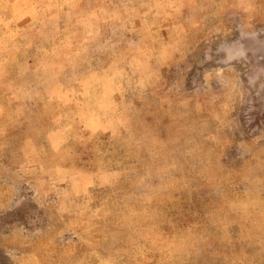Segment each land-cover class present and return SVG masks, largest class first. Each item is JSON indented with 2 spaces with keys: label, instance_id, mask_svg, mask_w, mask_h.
Listing matches in <instances>:
<instances>
[{
  "label": "rangeland",
  "instance_id": "374dc122",
  "mask_svg": "<svg viewBox=\"0 0 264 264\" xmlns=\"http://www.w3.org/2000/svg\"><path fill=\"white\" fill-rule=\"evenodd\" d=\"M246 5L0 0V264H264Z\"/></svg>",
  "mask_w": 264,
  "mask_h": 264
},
{
  "label": "crops",
  "instance_id": "0c3cea01",
  "mask_svg": "<svg viewBox=\"0 0 264 264\" xmlns=\"http://www.w3.org/2000/svg\"><path fill=\"white\" fill-rule=\"evenodd\" d=\"M238 2H239V5H240V7H242L243 6V8H241V10L242 11H245L246 9L245 8H247L246 6V4H249V5H256V6H258V7H256L257 9H259L260 8V5H264V0H238ZM260 10V9H259ZM258 15V14H257ZM250 18V17H249ZM248 18V19H249ZM259 23H264V21L263 22H259ZM259 23H255V26H256V28H258L259 27ZM258 32H260V31H258ZM258 32H256V33H258ZM255 33V34H256ZM253 36V35H252ZM238 52V53H237ZM240 53V54H239ZM234 54H236V55H234V58H239L240 57V55H241V48L239 47L237 50H236V48H235V50H234ZM28 261H30V264H35V257H34V255H30V254H28Z\"/></svg>",
  "mask_w": 264,
  "mask_h": 264
}]
</instances>
